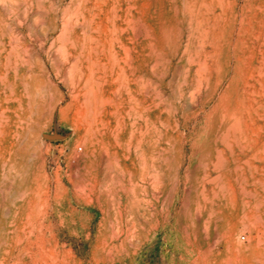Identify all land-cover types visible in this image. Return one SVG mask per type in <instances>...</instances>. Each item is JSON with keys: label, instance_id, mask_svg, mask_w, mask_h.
I'll return each mask as SVG.
<instances>
[{"label": "rangeland", "instance_id": "obj_1", "mask_svg": "<svg viewBox=\"0 0 264 264\" xmlns=\"http://www.w3.org/2000/svg\"><path fill=\"white\" fill-rule=\"evenodd\" d=\"M60 262L264 264V0H0V264Z\"/></svg>", "mask_w": 264, "mask_h": 264}, {"label": "bare ground", "instance_id": "obj_2", "mask_svg": "<svg viewBox=\"0 0 264 264\" xmlns=\"http://www.w3.org/2000/svg\"><path fill=\"white\" fill-rule=\"evenodd\" d=\"M212 194L214 193V191H211ZM54 264H68L67 262H60V263H54Z\"/></svg>", "mask_w": 264, "mask_h": 264}]
</instances>
